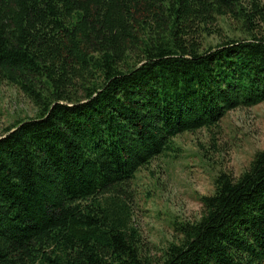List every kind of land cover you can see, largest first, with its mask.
<instances>
[{"label":"trees","instance_id":"1","mask_svg":"<svg viewBox=\"0 0 264 264\" xmlns=\"http://www.w3.org/2000/svg\"><path fill=\"white\" fill-rule=\"evenodd\" d=\"M240 25L219 36V19ZM264 0H0V80L36 107L0 135V264H264V150L221 173L161 261L125 187L173 139L264 103Z\"/></svg>","mask_w":264,"mask_h":264},{"label":"rangeland","instance_id":"2","mask_svg":"<svg viewBox=\"0 0 264 264\" xmlns=\"http://www.w3.org/2000/svg\"><path fill=\"white\" fill-rule=\"evenodd\" d=\"M219 36L204 45H216L240 35V25L219 19ZM264 30V21L256 22ZM38 110L16 87L0 80V135L18 121L36 118ZM174 150L156 157L138 170L125 187L129 225L140 233L143 254L161 261L167 247L178 244L180 223L198 221L203 213L199 201L212 195L214 180L221 174L238 179L254 155L264 150V103L227 112L210 129L182 133L173 139Z\"/></svg>","mask_w":264,"mask_h":264}]
</instances>
